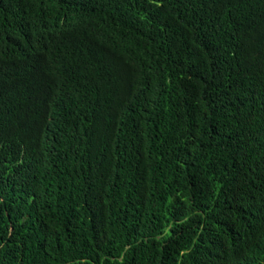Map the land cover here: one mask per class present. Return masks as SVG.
Returning <instances> with one entry per match:
<instances>
[{
    "label": "trees",
    "instance_id": "16d2710c",
    "mask_svg": "<svg viewBox=\"0 0 264 264\" xmlns=\"http://www.w3.org/2000/svg\"><path fill=\"white\" fill-rule=\"evenodd\" d=\"M0 264H264V0H0Z\"/></svg>",
    "mask_w": 264,
    "mask_h": 264
}]
</instances>
